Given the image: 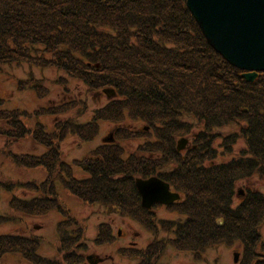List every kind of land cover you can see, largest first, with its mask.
I'll return each mask as SVG.
<instances>
[{
  "label": "trees",
  "instance_id": "trees-1",
  "mask_svg": "<svg viewBox=\"0 0 264 264\" xmlns=\"http://www.w3.org/2000/svg\"><path fill=\"white\" fill-rule=\"evenodd\" d=\"M23 64L54 68L92 92L112 88L117 95L95 109L91 121L79 123L69 117L59 120L51 132L42 123L34 129L27 123L32 118L62 117L87 103L40 107L32 113L5 109L0 97V139L12 146L31 138L46 150L39 156L11 151L4 155L18 168L43 167L49 172L40 185H26L44 195L11 199L10 208L35 217L56 211L65 218L58 225L61 261L42 257L38 238L19 235L0 236V261L16 254L31 264H82L84 230L73 225L56 193L55 173L61 172L69 178H61L64 186L82 203L116 209L148 231L174 234L167 243L119 250L139 264H156L168 243L197 260L210 247L239 243L241 264H264V194L247 188L235 204L240 182L254 176L264 179V73L247 82L243 71L208 44L187 0H0V74L7 66ZM59 79L65 84L69 78ZM43 81L32 77L18 83L20 90L31 87L44 99L49 89ZM127 122L143 123L155 140L145 141L140 154H127L121 142L144 134L128 124L118 126L114 138L119 143L101 145L73 162L87 175L76 179L63 159L61 143L70 135L90 141L101 123ZM232 125L238 131L216 132ZM196 129L193 145L179 152L175 141ZM219 138L223 154H234L240 140L245 147L232 160L218 163ZM151 176L183 196L168 206L184 215L183 221H160L142 207L135 180ZM6 220L0 215V224ZM113 239L101 229L96 242L109 244Z\"/></svg>",
  "mask_w": 264,
  "mask_h": 264
},
{
  "label": "rangeland",
  "instance_id": "rangeland-1",
  "mask_svg": "<svg viewBox=\"0 0 264 264\" xmlns=\"http://www.w3.org/2000/svg\"><path fill=\"white\" fill-rule=\"evenodd\" d=\"M36 80H44V84L49 89V95L40 99L36 92L30 87L20 90L19 83L21 80L29 81L32 77ZM60 77H66L68 81L65 84L58 83ZM60 80V79H59ZM0 97L6 101L5 109H21L28 112H34L40 107H50L67 105L72 103H79L81 100L87 103L78 106L73 112L62 115V117H42L39 120L32 118L27 126L34 129L36 124L42 123L46 125L47 131L51 132L54 125L59 120L67 119L79 123H87L92 120L95 109L104 107L113 97H108L103 91L97 93L92 92L89 88L67 77L61 71L54 68L41 69L38 67L23 64L21 66L11 65L7 66L3 73L0 74ZM137 130L141 135L137 139L121 142V145L126 148L127 154H140V147L147 140H155L152 136V130L148 128L143 130L145 126L143 123H121L114 125L110 123H101L97 135L90 141H81L74 135H70L63 143H61V152L65 162L71 165L73 176L80 180L86 178L87 175L79 167L72 165L74 161L81 160L89 156L96 148L104 144H117L118 140L114 138L115 129L118 126H127ZM189 135H181L175 141L182 138L189 140V148L193 145V137L198 132V129ZM238 131L234 125L217 129L216 132H221L223 135ZM139 135V134H138ZM112 136L113 140L109 138ZM106 139V141H103ZM222 139L219 138L215 147L218 148L220 155L217 158L218 163H225L232 160L239 155L241 149L245 147L243 140H240L235 147L234 154H223V148L219 145ZM11 151L16 155H42L46 150L44 147L36 145L31 138L25 139L12 146L7 145L4 138L0 139V215L7 217L8 220L2 221L0 224V236L3 235H19L22 237H34L40 240L39 254L44 258H49L53 261H61L62 257L58 253V245L60 241V234L58 225L64 221L63 215L56 211H52L45 217H35L24 215L20 212L13 211L10 208L11 199H35L42 194L40 190L33 187L26 186L34 183L37 186L48 180L46 168L39 167L36 169H23L14 165L9 158L4 155L5 152ZM172 167V166H171ZM55 179L56 193L66 211H69L73 225L78 224L84 230L83 242L86 248L79 254L83 257L82 264H139V260L135 258H128L123 256L120 249L131 250L146 249L153 242H168L173 238V233L164 231L155 233L145 229L137 221L124 216L118 210L108 208L102 205H87L82 203L78 198L72 195L64 186L61 178L66 175H61V172H56ZM247 188H252L264 194V179L259 176H254L250 180H244L238 184L236 191L245 192ZM175 191V190H173ZM243 194L238 195L235 199V204H239ZM183 199V196L181 197ZM157 219L160 221H183L184 215L175 212L173 209H168L163 205H157L152 210ZM76 221V222H75ZM104 226L101 228V226ZM73 227V226H72ZM77 226L74 227V229ZM102 230L109 231L114 237V241L109 244H98L96 239L100 236ZM262 239L264 242V226L262 227ZM235 253L239 254L238 262L234 261ZM93 258L94 263H89L87 258ZM242 247L239 243L233 246L216 245L208 248L202 257L197 260L195 255L191 252H181L173 248L171 245L166 246L162 256L158 259L156 264H241ZM0 264H31L22 257L14 254L7 255Z\"/></svg>",
  "mask_w": 264,
  "mask_h": 264
},
{
  "label": "water",
  "instance_id": "water-1",
  "mask_svg": "<svg viewBox=\"0 0 264 264\" xmlns=\"http://www.w3.org/2000/svg\"><path fill=\"white\" fill-rule=\"evenodd\" d=\"M187 7L208 44L243 71L247 82H254L259 73H264V0H187ZM103 92L110 98L116 96L113 89ZM185 143V139L178 141V151ZM135 185L147 210L181 199L169 183L157 176L136 178ZM238 260L239 254L235 253L234 261Z\"/></svg>",
  "mask_w": 264,
  "mask_h": 264
},
{
  "label": "flooded vegetation",
  "instance_id": "flooded-vegetation-1",
  "mask_svg": "<svg viewBox=\"0 0 264 264\" xmlns=\"http://www.w3.org/2000/svg\"><path fill=\"white\" fill-rule=\"evenodd\" d=\"M109 140H110V141L113 140L112 136L109 138ZM103 141H106V139H104ZM189 145H190V144H189V141L186 140V143H185V149H186V150L189 149ZM166 168H168V169L171 170L173 167L169 166V167H166ZM165 207H168V206H165ZM87 260L89 261V263H94V259H93V258H90V259L87 258Z\"/></svg>",
  "mask_w": 264,
  "mask_h": 264
}]
</instances>
